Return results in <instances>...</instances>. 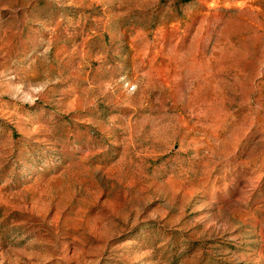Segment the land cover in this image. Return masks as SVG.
<instances>
[{
  "label": "rangeland",
  "instance_id": "1",
  "mask_svg": "<svg viewBox=\"0 0 264 264\" xmlns=\"http://www.w3.org/2000/svg\"><path fill=\"white\" fill-rule=\"evenodd\" d=\"M0 264H264V0H0Z\"/></svg>",
  "mask_w": 264,
  "mask_h": 264
}]
</instances>
